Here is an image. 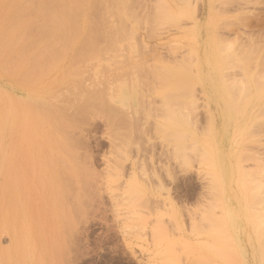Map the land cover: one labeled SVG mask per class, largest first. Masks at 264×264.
<instances>
[{"label": "rangeland", "instance_id": "374dc122", "mask_svg": "<svg viewBox=\"0 0 264 264\" xmlns=\"http://www.w3.org/2000/svg\"><path fill=\"white\" fill-rule=\"evenodd\" d=\"M120 2L0 68V264H264V0Z\"/></svg>", "mask_w": 264, "mask_h": 264}, {"label": "bare ground", "instance_id": "6f19581e", "mask_svg": "<svg viewBox=\"0 0 264 264\" xmlns=\"http://www.w3.org/2000/svg\"><path fill=\"white\" fill-rule=\"evenodd\" d=\"M109 1H111V0H52V3H49V6H45L42 9L43 11L41 12V18H42L41 23H40L41 25L36 28V30H37L36 32H38L37 33L38 36L36 37V35L33 34V32H35V30L33 29V26H31L30 23L28 21H26V19L24 18V14L27 10H25L26 6H24L22 4V0H0V68H2V66L7 68V66H8V68H10V70H15L16 65H14L13 61H11V58L14 59L15 56L18 58L20 63L29 64V62H32L35 65V69L30 70V72L32 74L35 73L36 71H38L39 74L44 75L51 68L52 69L54 67L56 68L57 66L60 65V63H59L60 58H62V56H63V59L65 58L64 55L66 54L65 52H66L67 48H69V47L74 48L76 40H78L80 38V35L83 34V32L85 31L86 23L93 25V26L91 25L92 28H90L91 26L88 25L89 28H87L88 30H86L89 33H92V35L94 34L93 32L96 29V27L97 28L99 27V30L96 29L95 31H100L101 28H103L104 25L102 26L103 23L101 24L100 22H103L104 20L102 21V19L101 20H99V19L102 17L104 19V16L100 15L101 17L99 16V19L96 20L97 22L100 21L99 22L100 25L97 22H96L97 26H96V23H93L95 21V19L98 18V13H96V11L94 9L99 8L100 5H101L100 7L103 8V6H102L103 4H105L106 8H109L110 4L107 7V5L105 3V2H109ZM113 1H116V2L121 1L122 2L123 0H113ZM120 3H118V4H120ZM88 7L91 9L94 8L93 9V12L95 13L94 15L93 14L88 15L90 12ZM86 8H88L87 9L88 11H86ZM105 13H107V11H105ZM105 13H103V15L108 14V13L107 14H105ZM92 15L93 16L96 15L95 16L96 18L91 17ZM89 16H90L91 20L93 19V21H90L91 23L88 21V20H90V18L87 19V17H89ZM106 18L107 17H105V19ZM32 24H33V22H32ZM92 29H94V30H92ZM27 33H29V37L27 36ZM101 33H102V31H101ZM101 33H98L99 36ZM30 35H33L35 37L30 36ZM94 35H95L96 41L95 40L93 41L94 36L92 39L91 37H87V35H86V37L88 39L91 38L90 40H92L88 44L87 47L91 46L92 49L97 48V47L94 48V46H92V44L94 45L95 42H97V40H99V39H96V37L98 35H96V34H94ZM103 35H105V34H103ZM86 45H87V43H86ZM96 45H100V44L97 42ZM95 50H96V52H98L97 49H95ZM95 50H93V51L95 52ZM93 51H90V52H93ZM13 55H15V56H13ZM80 56H81V54L78 55V59ZM57 63H59V65H57ZM23 75L28 76L30 74L29 73H23ZM73 85H72V87H74ZM74 88H72V89H74ZM76 89H78V88L76 87L75 90ZM74 91H73V94L69 93V95L72 94L73 96L76 95L75 97H77L78 94L74 95ZM77 91L79 92V90H77ZM84 93H87V92H84ZM80 94H81V98L85 97L84 95H82L81 91H80ZM72 95L71 96L67 95V97H69L70 101H71ZM67 97L65 96V98H67ZM75 97H74V99L76 100ZM88 97L89 96L86 95L85 98H82L83 100L80 97H77V99L79 98V102H78L77 107H75L73 105L75 102L74 99H72V103L69 102L68 98H67V100L69 102V105L72 104V106H74L73 108L74 109L77 108L76 109L77 112L78 111L80 112L82 108H86L88 106L86 108V110H87L91 106V104H90L91 101L89 100L91 98L89 97V99H88ZM87 99H88V101H87ZM81 101H83V102L81 103ZM79 103H81V104H79ZM92 103H93V101H92ZM86 104H88V105H86ZM81 105H83V106H81ZM102 106H103V104H102ZM103 108H104V106H103ZM107 108L108 107H106V109ZM70 111L68 109V112H70ZM74 112H75V110H74ZM81 112H85V111L83 110ZM73 114H72V116H70V115L69 116L70 117H76L78 115V114H74V115ZM80 115H82V114H80ZM67 116L68 115H65L64 116L65 118L63 116L60 117V121H62L61 123L67 124L69 122L68 118H70V117L67 118ZM71 120H72V122L73 121L74 122L80 121L79 119L74 120V119L70 118V123H71L70 127L71 128H72V124H73L71 122ZM78 122H76V123H78ZM78 125H80V124H78ZM66 126H68V125H66ZM57 128H59V127H57ZM77 128L78 127H76V129ZM61 129L63 132V130L65 128H61ZM66 129H67V127H66ZM63 135H65V134H63ZM63 137H65V136H63ZM23 168H24L25 172H23L22 178H24V180H26V185H27L26 188L28 190L29 189L28 185L30 182L29 176H32V175L36 176V173L33 170L32 164L29 163L27 161V159L25 162V166L23 164ZM10 170H12V169H10ZM40 172H41V170H40ZM41 174L42 173H40V175ZM36 177H34V178L36 179ZM39 177H41V176H39ZM35 179H33V181ZM33 183H35V182H33ZM31 185L33 187L32 183H31ZM8 235H10V234L8 233Z\"/></svg>", "mask_w": 264, "mask_h": 264}]
</instances>
